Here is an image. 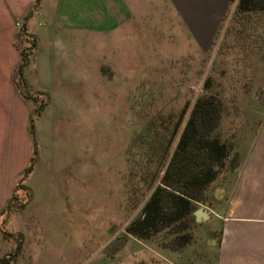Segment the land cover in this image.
I'll use <instances>...</instances> for the list:
<instances>
[{"label": "rangeland", "instance_id": "374dc122", "mask_svg": "<svg viewBox=\"0 0 264 264\" xmlns=\"http://www.w3.org/2000/svg\"><path fill=\"white\" fill-rule=\"evenodd\" d=\"M236 4L229 0L207 49L197 46L179 18L178 38L170 32L156 47L143 39L121 47L125 64L117 62L111 37L100 68L98 48L88 50L86 61L53 57L47 43L36 57L34 50L25 69L27 88L46 102L49 97V105L35 118L34 195L20 191L23 206L13 208L21 211L13 228L22 233L16 242L25 255L20 264H84L103 249L125 246L127 226L142 214L203 94L222 103L214 135L230 153L197 209L226 194L217 188L238 184L243 133L264 120V12L235 20ZM41 104L34 100L33 108ZM10 218L1 227L11 235ZM200 227L194 226V236Z\"/></svg>", "mask_w": 264, "mask_h": 264}, {"label": "crops", "instance_id": "0c3cea01", "mask_svg": "<svg viewBox=\"0 0 264 264\" xmlns=\"http://www.w3.org/2000/svg\"><path fill=\"white\" fill-rule=\"evenodd\" d=\"M36 1L0 0V261L14 253V237L22 234L13 230L21 211H9L8 207L33 156L34 100L25 96L16 79L26 47L18 37L23 25L37 41L33 57L45 43L52 48L53 57L66 61H86L88 50L98 48L100 68L109 37L111 47L118 49L117 62L125 64L121 47L137 46L142 39L156 47L170 32L178 38L179 18L197 46L209 48L229 2L42 0L35 9ZM249 128L254 130L243 133L247 141L241 144L238 184L217 188V193L226 194L208 207L210 218L201 223L204 230L189 245L171 249L161 241L141 240L127 233L125 246L118 245L111 253L103 249L100 255L88 256L84 264H264V120ZM31 175L23 181L26 189L21 191L34 195ZM9 216L7 227L13 232L12 238L5 237L1 227ZM22 256L21 251L14 264H20Z\"/></svg>", "mask_w": 264, "mask_h": 264}, {"label": "trees", "instance_id": "16d2710c", "mask_svg": "<svg viewBox=\"0 0 264 264\" xmlns=\"http://www.w3.org/2000/svg\"><path fill=\"white\" fill-rule=\"evenodd\" d=\"M41 2L42 0L36 1L35 9ZM260 12H264V0H237L233 17L238 20L247 14ZM18 37L23 39L26 47L22 51V61L16 70L17 83L24 89L27 98L42 104L35 110L31 119L32 160L17 185V194L9 204V211L14 207L23 206L19 193L21 189H26L23 181L32 172L39 151L35 118L42 114L49 101V97L47 102L43 99L42 93L32 95L27 88L25 69L37 48V41L28 35L26 25L19 31ZM222 110V103L215 96L203 94L197 98L164 174L152 187V192L142 207V214L127 226L128 234L146 241L158 240L161 236L164 240L162 244L171 249L183 248L193 241V229L197 225L194 212L198 204L205 201L209 185L217 179L229 158L230 147L214 135L221 123ZM27 195L30 196V193L27 192ZM3 233L7 238L13 236L6 231ZM14 238L20 243L21 235ZM20 248L19 244L13 254L1 259L0 264H14L20 254Z\"/></svg>", "mask_w": 264, "mask_h": 264}, {"label": "water", "instance_id": "95a60500", "mask_svg": "<svg viewBox=\"0 0 264 264\" xmlns=\"http://www.w3.org/2000/svg\"><path fill=\"white\" fill-rule=\"evenodd\" d=\"M196 222L202 223L203 221H207L210 218V211L207 207L202 206L194 212Z\"/></svg>", "mask_w": 264, "mask_h": 264}]
</instances>
